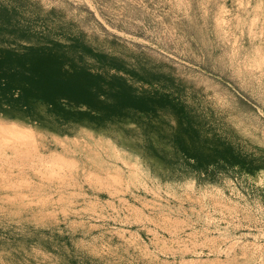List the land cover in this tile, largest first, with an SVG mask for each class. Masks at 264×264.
<instances>
[{"label":"rangeland","instance_id":"1","mask_svg":"<svg viewBox=\"0 0 264 264\" xmlns=\"http://www.w3.org/2000/svg\"><path fill=\"white\" fill-rule=\"evenodd\" d=\"M25 4L55 39L171 71L243 160L189 156L165 112L97 123L0 90V264H264V0Z\"/></svg>","mask_w":264,"mask_h":264},{"label":"trees","instance_id":"2","mask_svg":"<svg viewBox=\"0 0 264 264\" xmlns=\"http://www.w3.org/2000/svg\"><path fill=\"white\" fill-rule=\"evenodd\" d=\"M26 1L0 0V90L4 94L15 97L19 90L16 100L26 102L35 96L58 112L65 100L79 108L81 119L97 123L129 116L130 111L165 112L178 119L183 137L193 140L196 150L187 152L189 156L219 155L225 149L227 161L243 160L232 142L221 138L226 144L219 148V135L207 134L213 124L200 119L199 109L186 100V84L171 71L129 64L96 50L80 36H69V43L55 39L54 31L37 29V11L26 15ZM208 144L211 147L206 149Z\"/></svg>","mask_w":264,"mask_h":264},{"label":"bare ground","instance_id":"3","mask_svg":"<svg viewBox=\"0 0 264 264\" xmlns=\"http://www.w3.org/2000/svg\"><path fill=\"white\" fill-rule=\"evenodd\" d=\"M8 126H9V125H8ZM8 126H5V127H8ZM14 126H15V127H20V125L17 124V123H16ZM0 127H1V126H0ZM11 127H12V126H11ZM8 128H9V127H8ZM9 129H10V128H9ZM17 129H18V128H17ZM2 131H3V130H2ZM11 131H12V129H11ZM1 133L3 134V132H1ZM5 133H6V132H5ZM12 133H13V132H12ZM15 133H16V132H14V134H15ZM7 135H8V134H7ZM0 136H1V135H0ZM5 136H6V135L4 134V137H5ZM10 136H11V135H10ZM10 136H9V137H10ZM5 138H6V137H5ZM5 138H3V139H5ZM12 140H13V139H12ZM4 141H5V140H4ZM17 155H18V154H17Z\"/></svg>","mask_w":264,"mask_h":264}]
</instances>
